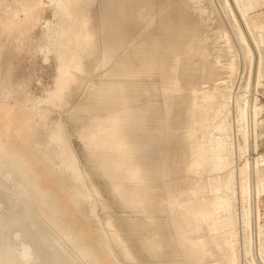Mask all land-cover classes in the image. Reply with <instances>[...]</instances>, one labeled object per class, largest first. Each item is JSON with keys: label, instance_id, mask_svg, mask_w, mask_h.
Segmentation results:
<instances>
[{"label": "bare ground", "instance_id": "bare-ground-1", "mask_svg": "<svg viewBox=\"0 0 264 264\" xmlns=\"http://www.w3.org/2000/svg\"><path fill=\"white\" fill-rule=\"evenodd\" d=\"M66 1L83 13L90 31L73 41L77 25L72 26L75 31L68 36L73 42L64 50V30L55 23L46 45L57 61L55 87L34 99V109L45 111L48 124L50 108L42 104L64 108L73 97L75 83L82 81L84 96L78 95L81 99L74 108L85 116L75 117L81 120L76 131L85 143L87 159L108 176L118 196L115 200L120 198L133 211L132 217L124 214L126 219L115 220L110 215V204L82 168L67 126L56 135L50 132L56 127L48 133L54 134L51 143L67 158L74 176L95 196L92 199L97 198L98 212L105 211L104 216L99 212L102 223L114 228L110 234L104 227L112 235L106 241L111 253L123 264H147L145 260L151 258L149 264H242L244 256L249 264H264V182L260 178L264 169L260 157L251 160V149L260 150L258 123L264 106L257 94L264 56L245 10L247 0H218L226 20L218 19L227 21L216 32L224 41L221 51L233 53L237 46L246 62L241 93L233 91L228 76L217 78L224 70L234 75L239 62L234 58L223 63L209 44L208 33L214 28L205 0H99L94 13L85 0ZM217 80L222 84L213 83ZM232 105L237 112V142L229 121ZM6 142L11 152L4 157L0 150V196L9 197L12 209L23 207L24 218L53 249L57 262L67 264L64 258L68 257L70 264H88L97 254L81 246L77 235L63 233L57 204L53 203L52 211L36 207V196H41L36 180L27 178L25 159L12 142ZM236 152L244 163L236 164ZM4 217L0 212V264H40L22 233L14 236L5 231ZM142 252L151 258L144 260Z\"/></svg>", "mask_w": 264, "mask_h": 264}, {"label": "rangeland", "instance_id": "rangeland-1", "mask_svg": "<svg viewBox=\"0 0 264 264\" xmlns=\"http://www.w3.org/2000/svg\"><path fill=\"white\" fill-rule=\"evenodd\" d=\"M61 1L63 2L61 3ZM61 1L60 0H0V150L2 151L3 156L7 157V155L11 152V148L6 141L12 142L14 144L16 149L23 156V158L27 163L23 167L25 175L27 176V178L29 176V178H34L36 180V184H37L36 187L39 188L37 190L41 192V196L40 194H38L39 196H36L38 200L36 207L44 210H46V208L48 207L50 209H47V211H52L54 209L55 204H57V206L55 207L57 209L58 221L60 220L59 224L63 233L77 235L81 246L90 247L97 254V256L95 254L96 257L92 256V258L88 260V264H123L122 259L119 258V256H117L112 249H111L112 250L111 253L110 249L106 245L107 237L109 240L112 239V235L110 234L111 233L113 234V231L110 230H114V228L102 223L100 214L104 216L105 211H103L100 208L99 212L101 213L99 214L98 203L96 201L97 198L92 199V197L95 196L89 195L90 192L88 190L86 191V188L83 187L81 181L74 176L73 171L69 166L67 158L64 155L62 156L51 143L54 134L56 135L63 128V126H67L66 129L68 128L67 129L68 133L70 132L69 135L71 137V141L72 143L74 142L73 145L78 153L79 158H81L80 160H81L82 168L90 175V177L93 176L91 177L92 183L97 187L99 193L101 194L105 202L108 205L110 204L108 209V211L110 210V215H112L113 217L115 216L114 217L115 220H120L122 218L126 219L125 216H123L124 214L125 215L132 214L133 211L130 210L131 211L130 212L129 208H125L122 200L118 201L120 198H116L115 200L114 196L115 197L118 196L111 189L112 188L111 181L109 180L108 176H106L104 173H101L102 170L99 171L98 169H96L95 163L93 162L91 163V160L89 159L90 160L89 161L87 159L88 154L85 151L86 149L85 143H83L84 141H82V139H80V136H78L79 134L77 131L79 130L78 127L79 126L81 127L80 125L81 120L77 121L75 117L78 115L82 117L84 113L80 111L78 112L74 107L77 101H80L81 99L78 97L84 96L82 89L84 85L82 81L80 80L77 83H75L74 94L72 95L73 97H71L70 99L71 103L69 102L64 108L55 107L47 103L42 104L43 107L50 108V112L48 113L49 114V121L47 122L48 124H45V120H46L45 111L34 109L35 106L34 99L45 97L47 95V92L55 87V78L57 74V69H56L57 61L55 55L53 53H48L46 49V45L48 43V40L50 39V33L52 32L55 23L59 24V26L62 25L60 26V28L57 27L58 29L64 30V31L61 30L62 33L64 32L63 33L64 35H62V41H63L62 47L64 48V50H67V48L69 49L70 44L73 41L77 40L78 38L80 39L83 35L87 34V32L90 31L88 28H86V24L88 23V20L86 19V17L82 16L83 13L81 15V13L78 10L72 7L71 3L68 4L69 3L68 1L66 0H61ZM85 1L87 5L89 4L87 6V9L90 8L89 9L90 13H94V11L96 12L98 6L97 4L99 0H94L95 3L93 2V0H90L91 3L89 2V0H85ZM208 1L210 5H207ZM210 1H212L213 3ZM204 2L206 6H209V9L212 11L211 25L212 28H214V31H210L208 33L209 36L212 37V39H210L211 41L208 40V42L210 41L209 44L212 42L211 47L213 48L214 53L221 54L223 63H226L234 58H236V62H239L238 70L234 74L235 76L234 75L229 76L230 74L224 73L226 71L224 70L222 72L220 71L221 72L220 75L222 74V76H217V78L224 77L225 79L228 76L229 78L227 77L226 79L227 81L229 80L228 83H231L230 85L234 83L233 91L241 93L243 90L242 89L243 85L241 84L245 80V69H246L245 66L246 64L244 65V63L246 62L244 61L243 58L244 55L242 53V50L236 46L235 47L236 50L234 49L235 51L233 53L229 52L227 49H223L221 51V48L224 45V41L219 38L218 36L219 34L216 32L219 30V25L227 23V21L225 22L221 21V20L224 21L225 16L223 15H225V13H223L224 12L223 8L222 6L220 7L218 0H214V1L205 0ZM66 4L69 5L70 7L67 6ZM90 4L92 5L93 8L90 7L91 6ZM63 5L67 10L69 9L67 12L69 14L66 13V9L63 11L64 7H61ZM263 6H264V0L258 1V3L254 6V8L250 10V16L255 11H257V13H262L260 12V8H262ZM58 7L61 9H58ZM59 10H61L62 14L60 13ZM70 11L74 13L73 16ZM64 14L67 15L65 16ZM57 15H60L61 18H64V21L62 19L59 20L60 17H56ZM69 16L70 17L72 16L71 17L72 19L77 16L80 19L81 16V19L78 20L77 18L76 19L74 18V20H71ZM83 17L85 21H82ZM218 18H224V19H218ZM65 19H67L68 21ZM57 20L61 21V23L58 22ZM82 22L83 24H81L82 25L81 26L80 23ZM75 25H77L76 31L75 28L72 29L73 28L72 26L75 27ZM85 28L87 31H85ZM79 29H80L79 31L80 34L77 33V30ZM73 30L75 31L76 34L73 32ZM70 31L74 33V36L71 34ZM65 32L66 33L70 32L67 34V36L71 34L72 35L71 37H74L72 38L73 41L70 38V36L67 37L65 35L66 34ZM57 36H58L57 34H54V37ZM66 39H68L67 42ZM219 39L221 41L219 42L216 41ZM233 54L236 55L233 56ZM233 76L236 77V80ZM262 77L264 79V74L262 75ZM233 79L235 82H233ZM213 83H216L217 85L222 84L221 80H217L215 82L213 81ZM254 89L255 88L253 86L252 91L255 93L256 91ZM79 94L80 96H78ZM257 95L260 99L259 103H261L264 106V86L260 88V91ZM71 109H73L74 111ZM236 115L237 112L235 106L232 105L229 121L231 122L232 127L235 128L234 133L235 132L236 133L233 135L237 142L238 124L236 120ZM262 115H264V113H262ZM72 116L76 123H74V120L70 121V119H72ZM262 119L263 116H261L260 118L259 127H260V123L262 122ZM217 120L218 119L216 118L215 122ZM58 122L59 124H56ZM54 124L56 125L54 126ZM51 127L53 128L56 127V128L50 130ZM49 130L54 134L53 133L50 134V132L48 133ZM73 131H75L76 134ZM261 131L264 133V126L262 127ZM77 136L79 137V139H77L78 138ZM259 142H260L259 151H255L253 148L251 149V160L255 159L256 157H260L261 159L260 167L261 169H264V136L260 134V131H259ZM59 154L61 157L58 156ZM262 155L263 158H261ZM64 157L65 159H63ZM241 158L243 159L240 160ZM241 158L239 157V153L236 152L235 159L237 165L244 163L245 158L244 157ZM87 160L89 161L88 164H87ZM92 164L93 165L95 164V166L93 167ZM95 171H97V174ZM218 173L224 175L222 172H218ZM263 173L264 170L261 172V177H260L262 182H264ZM207 177H210V175L209 174L205 175L204 177L205 181H208ZM76 180H78L79 182ZM109 184L111 185V188ZM112 193H114L113 196H110V194L112 195ZM0 200L2 201V205H3V207L0 209V212H2L5 216L4 217V226L6 227L4 228L5 231H7V233H11V235L14 236L16 235V233H22L25 239L32 244L34 250L38 253L41 259L40 264H63L62 262L61 263L57 262V256L56 254L53 253V249L47 244V242H45L41 237L37 235V232L34 231V228L32 227L30 221L24 218L25 212L23 211V207L21 206L19 209H12L11 204L9 202L10 201L9 197L5 195L0 196ZM119 202H122L124 208L122 207L121 203H120L121 205H118ZM93 204H95L96 210H94ZM116 204L117 207L118 206L120 207L117 208ZM261 205L264 216V198ZM124 209L127 210L125 211ZM128 217H132V216L130 215ZM104 227L109 229L110 234L107 233L108 229L107 231H105L106 229ZM261 228H262V233H264V217L262 219ZM54 232L57 235L59 234L56 229L54 230ZM14 236L12 237L15 238ZM45 236L50 239V236L48 234H45ZM57 237L61 238L60 234ZM132 243L135 245L137 244L136 237H133ZM68 247L70 248L71 246L69 245ZM143 253L145 254V252H142V255ZM142 258L145 260V259H150L151 257L149 258L148 255L145 254V256H142ZM151 260L153 261V258H151ZM151 260H145V262L149 264ZM64 262L70 264V261H68V257L64 258ZM249 262H250L249 257L247 258L246 256H244L242 259V264H249Z\"/></svg>", "mask_w": 264, "mask_h": 264}, {"label": "crops", "instance_id": "crops-1", "mask_svg": "<svg viewBox=\"0 0 264 264\" xmlns=\"http://www.w3.org/2000/svg\"><path fill=\"white\" fill-rule=\"evenodd\" d=\"M258 1H262V0H247V2L245 4V10H246L248 17L249 18L251 17V21L255 26L256 34L261 41V47H262L263 56H264V10H263L264 6L262 8H260V12H262V13H257V11H255L250 16V10H252L254 8V6L258 3ZM261 84L262 85L260 86V88L262 86H264V79L262 80ZM259 100L260 99L258 97V102H259ZM263 126H264V115H263L262 122L260 123V127H259V123H258V135H259V131H260V134L262 136H264V133L261 131Z\"/></svg>", "mask_w": 264, "mask_h": 264}]
</instances>
